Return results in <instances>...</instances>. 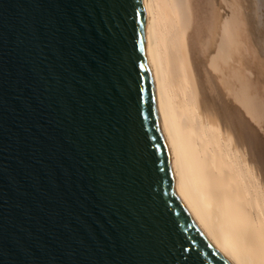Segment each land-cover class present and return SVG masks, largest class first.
Segmentation results:
<instances>
[{"label":"water","instance_id":"95a60500","mask_svg":"<svg viewBox=\"0 0 264 264\" xmlns=\"http://www.w3.org/2000/svg\"><path fill=\"white\" fill-rule=\"evenodd\" d=\"M149 0H0V264H231L178 186Z\"/></svg>","mask_w":264,"mask_h":264},{"label":"bare ground","instance_id":"6f19581e","mask_svg":"<svg viewBox=\"0 0 264 264\" xmlns=\"http://www.w3.org/2000/svg\"><path fill=\"white\" fill-rule=\"evenodd\" d=\"M178 186L231 264H264V0H149Z\"/></svg>","mask_w":264,"mask_h":264}]
</instances>
